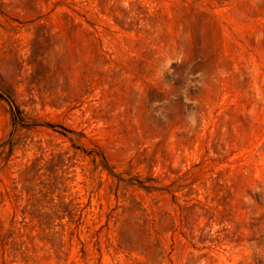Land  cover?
<instances>
[{"label":"rangeland","instance_id":"1","mask_svg":"<svg viewBox=\"0 0 264 264\" xmlns=\"http://www.w3.org/2000/svg\"><path fill=\"white\" fill-rule=\"evenodd\" d=\"M0 264H264V0H0Z\"/></svg>","mask_w":264,"mask_h":264},{"label":"trees","instance_id":"2","mask_svg":"<svg viewBox=\"0 0 264 264\" xmlns=\"http://www.w3.org/2000/svg\"><path fill=\"white\" fill-rule=\"evenodd\" d=\"M116 223H119V220L118 219H117ZM123 225H124V221L123 222L121 221L119 223V228H118L119 232H121V233H122V227H123ZM122 244H124V242H121L120 245H122Z\"/></svg>","mask_w":264,"mask_h":264}]
</instances>
